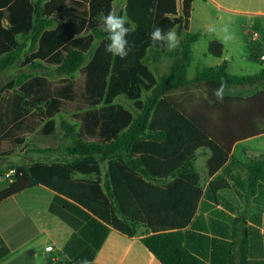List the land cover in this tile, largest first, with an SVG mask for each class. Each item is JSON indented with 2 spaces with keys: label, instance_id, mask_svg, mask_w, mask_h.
Masks as SVG:
<instances>
[{
  "label": "trees",
  "instance_id": "16d2710c",
  "mask_svg": "<svg viewBox=\"0 0 264 264\" xmlns=\"http://www.w3.org/2000/svg\"><path fill=\"white\" fill-rule=\"evenodd\" d=\"M114 1L103 0L101 10H92L91 0H0V20L9 24H0V74L21 61L67 76L86 64L87 74L80 92L56 86L48 76L28 83L25 90L34 92L39 104L74 113L84 128L80 133L77 125L63 120V130L74 141L65 149L70 158L15 166L13 178L0 189V202L39 185L55 192L49 211L74 230L57 264H78L83 258L91 262L112 229L135 237L141 227L148 230L141 241L162 264H206L186 248L183 233L203 193L195 154L202 148L211 151L207 168L213 175L227 162L235 142L264 134V70L237 76L224 62L190 80L192 46L203 36L189 31L193 0H182L180 16L178 0H127L125 15L135 26L127 37L131 51L124 59L113 56L105 51L106 33H83L100 12L113 10ZM157 25L183 28L181 46L174 51L154 46L149 34ZM95 39L101 42L89 60ZM208 52L220 58L224 44L213 39ZM164 58L170 60L168 71L156 77L150 62ZM28 78L18 77V84ZM221 81L227 85L223 103L212 95ZM190 85L200 86L204 97L178 95ZM250 85L260 89L250 96L232 91ZM144 90L150 94L141 101ZM15 92L13 123L34 132L38 126L26 115L32 109L25 94ZM120 95L137 102L136 115L113 104ZM102 102L104 107L93 109ZM245 184L251 194L257 185L264 186V154L250 162ZM228 187L226 181H213L209 190ZM8 252L4 247L0 258Z\"/></svg>",
  "mask_w": 264,
  "mask_h": 264
},
{
  "label": "crops",
  "instance_id": "0c3cea01",
  "mask_svg": "<svg viewBox=\"0 0 264 264\" xmlns=\"http://www.w3.org/2000/svg\"><path fill=\"white\" fill-rule=\"evenodd\" d=\"M196 1L212 4L220 12L216 25L219 24L221 30L228 25L229 33L234 37L241 31L242 37L235 38L233 45L243 44V36H248V25L258 27L264 35V19L260 22L254 19L264 18V0H193V6ZM178 15H182L179 8ZM192 19L193 15L189 31ZM203 20L207 29L211 16L206 14ZM0 24L9 26L6 19H1ZM174 29L185 33L179 26ZM213 39L224 44L225 53L224 34ZM260 42L264 46V36ZM224 53L220 57L222 63L227 62ZM252 55L256 56V53ZM1 137L6 138L7 134ZM263 154L264 134L235 142L224 166L210 175L207 164L211 151L197 150L193 164L201 177L203 193L195 215L183 233L186 248L206 264H264V186L257 185L255 193L251 194L245 184L250 162ZM213 181H226L229 187L212 193L209 186ZM54 196V191L39 185L0 202V239L3 241L0 254L4 247L9 250L0 258V264H46L45 249L49 245L53 246L48 250L58 248L62 257L47 264H56L63 258V249L74 230L49 211ZM147 233L148 230L141 227L138 236L129 237L112 229L91 264H162L141 241Z\"/></svg>",
  "mask_w": 264,
  "mask_h": 264
},
{
  "label": "rangeland",
  "instance_id": "374dc122",
  "mask_svg": "<svg viewBox=\"0 0 264 264\" xmlns=\"http://www.w3.org/2000/svg\"><path fill=\"white\" fill-rule=\"evenodd\" d=\"M103 0H91L90 7L92 10H101ZM127 0H116L113 3V10L121 15H125V6ZM179 11L182 12V0H178ZM206 14L211 16L210 26L215 27L214 33H208L205 29V22L203 17ZM220 12L215 9L212 4H204L203 1H196L193 6L190 32L202 33L203 36L193 45V61L188 70L189 79H193L194 76L206 67H215L221 64L220 58L211 55L208 52L209 43L216 35L224 34L220 29L219 24L216 25ZM224 15V14H222ZM104 16L103 12H100L96 18L95 23L90 24L84 31V36L94 35L96 30H101V17ZM255 21L260 22L264 18H254ZM131 22V21H130ZM221 24L223 21H219ZM132 23V22H131ZM56 24L54 25V27ZM248 36H243V44L241 46L233 45L232 42L235 38H241V31L235 33V37L232 35V39L226 42V48L224 56L228 63L229 73L237 76L256 75L264 69V61L261 60L264 54V46L261 44L260 39L264 36L260 29L254 25H248L246 27ZM183 38V31L175 29ZM257 32L261 35V38L254 40L253 35ZM216 34V35H215ZM237 34V35H236ZM21 42L25 41V38L19 37ZM101 40L95 39L88 50L89 60L93 57L98 48ZM256 53L255 55H252ZM245 56V58H244ZM247 56V57H246ZM169 58H164L161 62L155 64L150 62L149 68L152 73L159 77L166 73L169 67ZM155 65L158 68V72L155 70ZM26 75L29 78L25 79L26 83L19 85L18 77ZM36 76H48L52 83L56 86H70L73 91H81L85 88L87 74L86 64L82 66L79 71L72 75L58 74L55 68H30L29 65L25 66L24 63L19 62L16 67L7 71L0 76V189L8 183L9 179L6 178V174L10 173V170L18 165H30L35 162L48 161L56 162L66 160L69 155L65 152V149L71 146L74 141L70 138L66 131L62 128V121L66 120L71 125H77V131L80 133L84 128V124L81 121H77V117L74 113L64 114L58 112L56 109L48 107L46 104H39L34 92L25 90L29 82L34 81ZM16 83L15 89L11 86ZM260 88L256 85L244 86L234 88L232 91L241 94L243 96H250L254 94ZM20 91L25 94V99L28 106L32 109L30 113L31 124L37 123V128L34 132H26L21 130L16 124L13 123L14 118V105L16 102L17 94L15 91ZM150 94L149 91L144 90L141 96V101H144ZM178 95L204 97L203 91L198 85H190L188 89L180 91ZM114 105H119L125 109L131 111L134 115L138 112L137 102L130 100L126 95L117 96L113 100ZM105 106L102 102L97 107L93 108L98 110ZM6 133L7 137H1ZM88 133V132H87ZM87 138V137H86ZM18 139H22V142ZM45 149H54L53 151L43 152ZM107 161L101 163L103 176L107 171ZM49 245L46 247V264L52 259L62 257L58 248L48 250ZM56 264L58 262H55Z\"/></svg>",
  "mask_w": 264,
  "mask_h": 264
},
{
  "label": "clouds",
  "instance_id": "9594fccd",
  "mask_svg": "<svg viewBox=\"0 0 264 264\" xmlns=\"http://www.w3.org/2000/svg\"><path fill=\"white\" fill-rule=\"evenodd\" d=\"M100 27L101 31L107 34V40L109 41L105 46V51L121 59L126 58L131 51V45L127 37L135 28L129 18L126 15L110 11L107 15L101 17ZM206 31L211 34L216 29L213 26H209ZM223 32L225 33L224 40L226 42L232 39L228 25L224 26ZM149 38L154 46L159 44L168 51H174L181 46V37L173 28L165 30L161 26H154ZM226 87V82L221 81L216 88L212 89V95L217 102L223 103ZM78 264H91V262L87 258H83L78 261Z\"/></svg>",
  "mask_w": 264,
  "mask_h": 264
},
{
  "label": "built area",
  "instance_id": "2783aa9c",
  "mask_svg": "<svg viewBox=\"0 0 264 264\" xmlns=\"http://www.w3.org/2000/svg\"><path fill=\"white\" fill-rule=\"evenodd\" d=\"M253 37H254V39H258L259 34L254 33ZM261 60L264 61V56L261 57ZM14 174H15V170H11L10 173H7L5 176H6V178L11 180L13 178Z\"/></svg>",
  "mask_w": 264,
  "mask_h": 264
}]
</instances>
